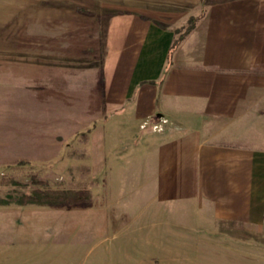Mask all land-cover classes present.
I'll use <instances>...</instances> for the list:
<instances>
[{
  "label": "crops",
  "instance_id": "obj_1",
  "mask_svg": "<svg viewBox=\"0 0 264 264\" xmlns=\"http://www.w3.org/2000/svg\"><path fill=\"white\" fill-rule=\"evenodd\" d=\"M90 38L0 75V172L78 149L92 196L0 207L4 254L57 264L99 244L106 264H264V141L237 134L264 105V0H149L101 23V50Z\"/></svg>",
  "mask_w": 264,
  "mask_h": 264
},
{
  "label": "rangeland",
  "instance_id": "obj_2",
  "mask_svg": "<svg viewBox=\"0 0 264 264\" xmlns=\"http://www.w3.org/2000/svg\"><path fill=\"white\" fill-rule=\"evenodd\" d=\"M148 1L0 0V75L4 74V70L9 65V62L15 59L27 57L29 61L41 58L48 60L59 56V60H72L81 54L84 43L86 45L89 42L87 40L90 38L87 36L88 32L93 34L90 38L91 42L96 45L98 44L99 50H101L100 48L102 47L99 46V40L95 38L101 23L106 18H110L117 12L127 10V8H130L134 4L147 3ZM201 2L205 5L202 0ZM177 11L181 13L179 9ZM187 16L186 25L176 29V38L187 34V29L191 26L193 27L197 19L196 15L188 14ZM255 114L257 116H254L250 120L251 128L244 127L245 133L238 132L237 134H245L251 136L253 139L257 138L264 141L263 104H261L260 108L255 109ZM151 128L152 126L150 125L148 129ZM82 140L83 138L79 136L78 141ZM78 152V149L70 148L68 153L71 157L69 156V158L72 160V157H78ZM71 160H69V165L60 166L59 168L27 161L8 164L0 172V207L12 204L66 207L86 206L81 203H22L26 194H32L36 190H78L87 188L85 186L87 182L78 179V176H84L87 169L85 167L79 169L75 162ZM75 171L80 174L76 176ZM71 176H74V179H71ZM69 177L71 180H64V178ZM5 232L6 229L1 225L0 264H51V261H44L45 259L41 261V258L45 256L44 252L27 253L26 259L29 262L23 260L18 251H16L18 252L16 255L4 254L3 250L6 248ZM99 249V244L95 246L88 245L82 252H78L72 261H64L60 258L57 259V264H106L100 258ZM67 253L68 250L65 248L63 254L67 255ZM63 254H61V257ZM36 256H41L37 263L34 261Z\"/></svg>",
  "mask_w": 264,
  "mask_h": 264
},
{
  "label": "trees",
  "instance_id": "obj_3",
  "mask_svg": "<svg viewBox=\"0 0 264 264\" xmlns=\"http://www.w3.org/2000/svg\"><path fill=\"white\" fill-rule=\"evenodd\" d=\"M204 3L207 0H202ZM192 29V26L187 29V33ZM177 32V30L175 31ZM182 37L176 38L173 41L169 50V59L172 51L175 49L179 40ZM22 162V161H21ZM26 201V202H25ZM92 201L91 192L88 188L78 190H36L32 194H26L22 203H35V204H73L81 203L88 205Z\"/></svg>",
  "mask_w": 264,
  "mask_h": 264
}]
</instances>
